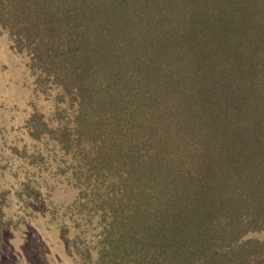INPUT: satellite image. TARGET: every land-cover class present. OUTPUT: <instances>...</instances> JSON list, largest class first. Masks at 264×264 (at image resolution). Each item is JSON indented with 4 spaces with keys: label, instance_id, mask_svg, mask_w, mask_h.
<instances>
[{
    "label": "trees",
    "instance_id": "1",
    "mask_svg": "<svg viewBox=\"0 0 264 264\" xmlns=\"http://www.w3.org/2000/svg\"><path fill=\"white\" fill-rule=\"evenodd\" d=\"M264 0H0V264H264Z\"/></svg>",
    "mask_w": 264,
    "mask_h": 264
},
{
    "label": "rangeland",
    "instance_id": "2",
    "mask_svg": "<svg viewBox=\"0 0 264 264\" xmlns=\"http://www.w3.org/2000/svg\"><path fill=\"white\" fill-rule=\"evenodd\" d=\"M256 235L259 238H264V228L259 233H257Z\"/></svg>",
    "mask_w": 264,
    "mask_h": 264
}]
</instances>
